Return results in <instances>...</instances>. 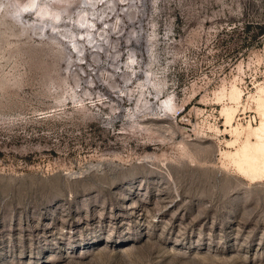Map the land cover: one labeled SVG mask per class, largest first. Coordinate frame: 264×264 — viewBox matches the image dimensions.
<instances>
[{
    "label": "rangeland",
    "instance_id": "1",
    "mask_svg": "<svg viewBox=\"0 0 264 264\" xmlns=\"http://www.w3.org/2000/svg\"><path fill=\"white\" fill-rule=\"evenodd\" d=\"M27 4L0 0V264H264L255 140L229 144L264 0Z\"/></svg>",
    "mask_w": 264,
    "mask_h": 264
},
{
    "label": "bare ground",
    "instance_id": "2",
    "mask_svg": "<svg viewBox=\"0 0 264 264\" xmlns=\"http://www.w3.org/2000/svg\"><path fill=\"white\" fill-rule=\"evenodd\" d=\"M33 1L34 0H30V4L32 3V5H27L33 7L35 5ZM35 12L39 17H47L50 14L49 9L44 6L43 8L38 7ZM257 93L256 102L258 105L260 122L256 125L253 123H249L247 126L245 125L241 132L235 127L234 131L237 138L229 142L230 145H234L243 135H245L246 139L250 142L253 139L255 140L253 143L251 142L249 148L245 149V147L240 146L237 149V154L241 159L236 161L238 167L243 168V172L251 174L253 177L264 175V87H260ZM242 158L248 161L249 168L246 169L243 167Z\"/></svg>",
    "mask_w": 264,
    "mask_h": 264
},
{
    "label": "built area",
    "instance_id": "3",
    "mask_svg": "<svg viewBox=\"0 0 264 264\" xmlns=\"http://www.w3.org/2000/svg\"><path fill=\"white\" fill-rule=\"evenodd\" d=\"M254 115V114H253ZM258 118V117H257ZM256 119H254V117H253V121H255Z\"/></svg>",
    "mask_w": 264,
    "mask_h": 264
}]
</instances>
